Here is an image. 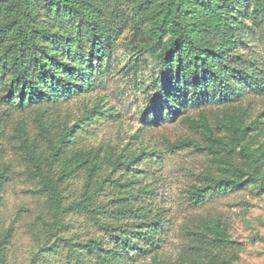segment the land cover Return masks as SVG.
<instances>
[{
  "label": "trees",
  "instance_id": "16d2710c",
  "mask_svg": "<svg viewBox=\"0 0 264 264\" xmlns=\"http://www.w3.org/2000/svg\"><path fill=\"white\" fill-rule=\"evenodd\" d=\"M121 2L133 16V40L141 41L160 73L155 107L173 119L197 112L183 118L200 142L169 145L179 149L188 144L206 156L200 185L187 192L189 204L202 206L213 192L249 184L264 191V109L250 119L239 103L245 93L264 95V69L234 53L242 20L264 24V0H0L1 115H32L36 132L31 134L20 119L14 136L24 174L38 183L47 207V216L28 225L35 246L28 264H41L56 253L58 242L65 264H132L130 258L140 253L149 254L147 264H232L238 246L226 224L209 216L195 219L201 237L193 252L175 261L159 256L160 224L129 190L111 210L97 204L104 166L110 172L127 168L143 153L74 149L80 121L68 125L55 117L63 103L91 87L95 66L112 51L122 26ZM212 106L221 109L210 113ZM99 114L96 104L81 120ZM157 121L155 116L152 124ZM10 173L0 144V204ZM79 174L84 177L81 190L68 201L66 187ZM70 212L88 216L110 241L61 237ZM100 212L107 221L98 219ZM12 235V226L0 232V264H7Z\"/></svg>",
  "mask_w": 264,
  "mask_h": 264
},
{
  "label": "rangeland",
  "instance_id": "374dc122",
  "mask_svg": "<svg viewBox=\"0 0 264 264\" xmlns=\"http://www.w3.org/2000/svg\"><path fill=\"white\" fill-rule=\"evenodd\" d=\"M120 11L119 35L112 51L95 66L91 87L71 97L55 113L58 122L72 125L80 121L74 134V149H112L115 153L124 149L127 153H143L127 168L110 172L104 166L98 180H106L97 204L111 210L120 195L129 190L128 194L142 205L146 215L160 224L157 252L171 261L182 253L193 252L192 246L201 237L195 219L209 216L226 224L230 240L238 246V260L232 264H264V191L249 184L213 192L202 206L189 204L187 192L191 185H200V177L208 167L206 156L188 144L179 149L169 145L182 140L183 143L200 142V137L183 118L196 117L197 112L189 110L184 116L173 119L166 111H158L154 105L161 82L157 65L143 49L141 41L133 40L134 20L130 7L121 2ZM242 23V36L234 53L264 69V24L258 26L249 18ZM239 103L247 117L253 119L264 109V95L245 93ZM96 104L100 114L81 120L84 111ZM1 109L0 106V144L3 159L11 165V173L1 191L0 232L12 226L7 264H28L35 249L28 225L39 215L47 216V207L38 183L24 174L13 126L21 119L31 134L36 132V127L28 111L6 117L1 115ZM207 109L212 113L221 107ZM155 116L159 121L154 125ZM83 179V174L71 179L65 193L68 201L77 197ZM98 219L107 221L108 216L100 212ZM65 221L69 226L61 232L63 238L84 241L96 237L110 241L85 214L70 212ZM58 245L56 253L42 258L41 264H65L63 245L61 242ZM148 257L149 254L140 253L130 259L132 264H147Z\"/></svg>",
  "mask_w": 264,
  "mask_h": 264
}]
</instances>
